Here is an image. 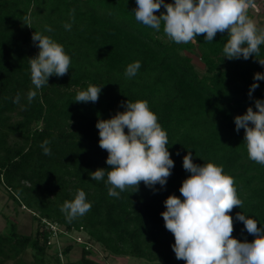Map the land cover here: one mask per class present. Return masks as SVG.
<instances>
[{
  "label": "trees",
  "instance_id": "trees-1",
  "mask_svg": "<svg viewBox=\"0 0 264 264\" xmlns=\"http://www.w3.org/2000/svg\"><path fill=\"white\" fill-rule=\"evenodd\" d=\"M136 7V0H0V186L31 213L32 222L26 233L15 217L3 213L0 264H107L93 257L98 251L106 257L185 264L175 257L174 235L161 213L169 195L183 199L188 153L194 163L212 162L234 179L243 202L229 213L234 238H255L236 220L237 212L264 227V165L249 159L244 129L237 132L234 122L249 106L256 110L255 99H264V80L248 95L254 74L264 73V66L255 57L223 58L227 33H217L211 42L201 35L177 44L164 33L163 22L157 31L136 21ZM34 31L61 44L71 59L66 75L49 77L38 90L29 63L39 51ZM137 61L136 75L126 77L127 66ZM89 85L102 86L98 101L75 102L77 92ZM30 90L37 92L31 104ZM18 93L20 102L14 104ZM127 100L146 101L157 116L174 167L156 191L141 182L138 192L126 188L117 198L108 195L107 176L94 181L89 173L109 167L97 120L124 111ZM45 139L51 155L41 148ZM78 190L85 192L91 209L69 222L60 208ZM19 208L13 207L16 214ZM51 222L58 231L49 227ZM75 230L86 235L83 241L73 236ZM76 245L81 254L72 258Z\"/></svg>",
  "mask_w": 264,
  "mask_h": 264
},
{
  "label": "clouds",
  "instance_id": "clouds-1",
  "mask_svg": "<svg viewBox=\"0 0 264 264\" xmlns=\"http://www.w3.org/2000/svg\"><path fill=\"white\" fill-rule=\"evenodd\" d=\"M249 3L250 0H174L173 3L136 0L133 12L136 21L157 31L163 22L164 33L177 44H186L201 35L211 42L217 33H227L223 58L255 57L264 66V58L260 57L264 29H259L249 18ZM162 6L166 11H160ZM64 27L71 30V24L66 23ZM45 31L52 29L45 26ZM32 41L39 51L29 60L30 76L38 90L48 84L49 77L66 75L71 59L61 44L38 31L32 33ZM140 67L139 61L129 64L126 77L135 76ZM260 80H264V73L256 72L248 92L250 98ZM101 90L102 86L89 85L86 90L77 92L74 101L97 102ZM36 95L35 90L28 92L29 104ZM12 102L19 104V93ZM254 103L255 111L249 106L244 114L234 117L235 130L244 129L243 141L249 159L264 165V99H255ZM96 127L99 146L108 153L106 164L109 167L98 168L89 175L94 181L107 176L109 196L119 198L126 188L138 192L141 182L153 191L157 184L166 185L174 161L167 147V133L146 101L127 100L124 111H117L108 119H98ZM49 144L47 139L41 143L45 155H51ZM183 168L190 173L180 187L183 199L169 195L164 201L166 210L161 213L166 229L174 235L172 248L176 259L184 260L185 264H264V227H258L255 219L237 212L236 220L255 238L250 242L241 241L232 235L233 217L229 213L234 207L243 206L234 179L224 173L222 166L212 162L194 163L191 153L183 157ZM90 209L85 192L78 190L74 199L63 203L60 211L71 222Z\"/></svg>",
  "mask_w": 264,
  "mask_h": 264
},
{
  "label": "rangeland",
  "instance_id": "rangeland-1",
  "mask_svg": "<svg viewBox=\"0 0 264 264\" xmlns=\"http://www.w3.org/2000/svg\"><path fill=\"white\" fill-rule=\"evenodd\" d=\"M263 8L259 7L258 10H256L255 5L253 4L250 8V12L253 15L251 18L257 25L259 29H264V16H262L261 12H264L262 10ZM8 194L6 192V189L3 186H0V233L4 232V227L6 226V220L3 216V213L10 214L11 216L15 217L19 222V227L21 231L29 233L32 228V222H31V213L29 211H24L19 208L18 204L7 198ZM8 203V204H7ZM7 204V206L5 205ZM17 206L19 208V213L16 214L15 210L13 209L14 206ZM4 207V208H3ZM51 224L56 228L57 224L52 223ZM50 224V227H51ZM55 236V235H54ZM74 236H76L78 241H83L84 237L86 236L83 232H74ZM53 241V239H51ZM73 242V241H72ZM97 250V247H96ZM105 252L98 251L96 255L93 257L99 261L106 262L107 264H164V263H150V262H144L140 261L141 259L138 258H125V257H113L104 255ZM81 254V248L79 245H76V247L71 252L72 258H78Z\"/></svg>",
  "mask_w": 264,
  "mask_h": 264
},
{
  "label": "crops",
  "instance_id": "crops-1",
  "mask_svg": "<svg viewBox=\"0 0 264 264\" xmlns=\"http://www.w3.org/2000/svg\"><path fill=\"white\" fill-rule=\"evenodd\" d=\"M255 5L256 10L259 9V7L263 8L262 10H264V0H250L249 6H248V11L250 12V8L252 5ZM262 16H264V12H261ZM253 17V15L250 12V19Z\"/></svg>",
  "mask_w": 264,
  "mask_h": 264
},
{
  "label": "built area",
  "instance_id": "built-area-1",
  "mask_svg": "<svg viewBox=\"0 0 264 264\" xmlns=\"http://www.w3.org/2000/svg\"><path fill=\"white\" fill-rule=\"evenodd\" d=\"M50 224L51 223H49V227H50ZM50 228H52L54 231H58V226L55 228L52 224H51V227Z\"/></svg>",
  "mask_w": 264,
  "mask_h": 264
}]
</instances>
